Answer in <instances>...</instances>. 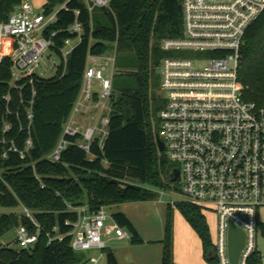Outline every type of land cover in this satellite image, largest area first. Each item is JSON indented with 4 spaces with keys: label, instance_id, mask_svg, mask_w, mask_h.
<instances>
[{
    "label": "trees",
    "instance_id": "obj_1",
    "mask_svg": "<svg viewBox=\"0 0 264 264\" xmlns=\"http://www.w3.org/2000/svg\"><path fill=\"white\" fill-rule=\"evenodd\" d=\"M21 1L0 0V21L6 20ZM182 1L110 0L109 6L95 7L92 13L84 0L42 1L48 11L66 2L68 9L58 12L52 26L61 38L70 35L66 29L75 20L82 24L83 33L68 57L65 71L51 78L33 83L25 78L17 84L22 86L20 89L11 83L10 60L5 58L0 66V210L25 205L34 211L41 225L38 241L30 251L0 243V264H81L83 257L72 249L69 238L48 241L47 233L54 225L65 232V221L76 218L69 205L86 204L95 210L99 206L152 200L158 195L157 189L170 188V172L179 166L157 147L158 113L163 106L158 94V66L166 54L160 48L161 40L182 34ZM113 51L117 70L112 80L109 132L103 146L96 138L91 145L92 158L71 145L62 153L60 162L41 160L56 144L71 114L81 91L88 55ZM130 54L135 60L134 70L121 64L123 57ZM119 78L132 83L118 86ZM239 79L246 87L245 99L264 107V11L244 36ZM152 93H157L156 98ZM29 137L32 146L22 158L19 151L25 150ZM12 144L19 151L10 149ZM176 207L199 236L205 261L219 264L201 207L187 202H178ZM112 216L131 234L132 243L144 242L126 213L119 211ZM172 218L173 206L169 203L161 264H179L174 260ZM20 225L32 233L37 230L18 212L3 211L0 242ZM257 228L264 235V223L258 220ZM104 252L107 264H120L114 250L108 247ZM260 261L257 250L248 264Z\"/></svg>",
    "mask_w": 264,
    "mask_h": 264
},
{
    "label": "built area",
    "instance_id": "obj_2",
    "mask_svg": "<svg viewBox=\"0 0 264 264\" xmlns=\"http://www.w3.org/2000/svg\"><path fill=\"white\" fill-rule=\"evenodd\" d=\"M84 1L90 13L110 3ZM182 8V34L161 40L160 48L172 54L164 56L158 66V94L163 102L158 113L159 138L168 160L180 170L177 182L182 198L170 200V204L187 202L215 211L218 232L213 244L219 264H231L229 224L240 227L245 232V244L237 264H248L257 251L258 212L264 207V107L245 99L246 87L239 79V70L244 36L264 11V0H183ZM62 9H68L66 2L48 11L43 4L22 0L6 20L0 21V66L5 58L10 60L12 84L18 86L25 78L33 83L45 79L44 72L52 71L56 76L65 71L70 53L82 38L83 26L75 20L66 29L70 35L61 38L52 26ZM111 63L115 66L114 51L88 55L71 114L56 144L41 160L60 162L71 145L92 158L91 145L96 138L103 146L109 132L113 80V75L106 77L105 72ZM95 81L100 91L94 90ZM93 111L98 117H89ZM31 146L29 137L25 150L19 151L14 144L10 149L24 158ZM18 208L0 210V214L18 211L32 222L36 232L20 225L14 241L17 249L30 251L38 241L41 225L32 209L22 204ZM69 208L76 218L65 221V232L54 225L47 233L49 242L69 238L77 252L105 250L110 240L131 239L107 206L95 210L86 204ZM0 243L11 247L2 240ZM258 264H264L262 258Z\"/></svg>",
    "mask_w": 264,
    "mask_h": 264
},
{
    "label": "rangeland",
    "instance_id": "obj_3",
    "mask_svg": "<svg viewBox=\"0 0 264 264\" xmlns=\"http://www.w3.org/2000/svg\"><path fill=\"white\" fill-rule=\"evenodd\" d=\"M43 0L36 1L37 5L42 4ZM167 55H171L172 52H166ZM111 54V53H108ZM107 54V55H108ZM131 55V54H130ZM184 56L191 55L184 53ZM193 55V54H192ZM163 56V57H164ZM133 56H124L121 62L122 66H127L131 70L135 69V60ZM117 70L116 62L115 66L111 63L105 72L106 77H110L111 74ZM54 72H44V78H51L54 76ZM113 78V77H112ZM118 86H124L131 84L132 81L126 78H119L116 80ZM94 90L100 91V86L97 81L94 82ZM98 117L96 111L91 112V117ZM164 152V151H162ZM171 162V161H170ZM174 164V162H171ZM180 183L170 182V188L163 190L157 189L158 195L152 200H143L135 202H127L121 204H112L107 206V211L111 214L115 212H124L133 222L139 235L144 240L143 243H132L131 239L124 240H110L108 241V247L117 251L120 264H161L162 256V243L161 240L165 234L166 212L167 205L170 200L179 201L182 195L179 192ZM171 193L172 195H170ZM19 210V208H16ZM18 212V211H17ZM206 218V222L209 227L211 240L215 242L218 232V219L215 211L206 209L203 210ZM259 221L264 223V207H261L258 212ZM173 221H172V233L174 248H176L178 256L186 253V242L191 237V232L198 236L196 231L186 220L181 211L173 206ZM191 229V230H190ZM16 237V228L9 231L2 237V242L10 244L11 247L17 248L14 243ZM257 250L264 262V235L258 232L257 234ZM77 253L83 257L81 264H107L104 250L91 249L88 251H77ZM91 258H94L91 261Z\"/></svg>",
    "mask_w": 264,
    "mask_h": 264
},
{
    "label": "water",
    "instance_id": "obj_4",
    "mask_svg": "<svg viewBox=\"0 0 264 264\" xmlns=\"http://www.w3.org/2000/svg\"><path fill=\"white\" fill-rule=\"evenodd\" d=\"M157 93H152V98H156ZM157 147L164 151V142L158 137ZM170 182L174 183L180 180V170L174 167L169 175ZM245 244V232L237 225L230 223L228 228V254L231 264H237L241 251Z\"/></svg>",
    "mask_w": 264,
    "mask_h": 264
},
{
    "label": "crops",
    "instance_id": "obj_5",
    "mask_svg": "<svg viewBox=\"0 0 264 264\" xmlns=\"http://www.w3.org/2000/svg\"><path fill=\"white\" fill-rule=\"evenodd\" d=\"M185 244H186V253L184 255L178 256L177 250L176 248H174V243H173L175 262L179 264H209L207 261H205L203 257L202 243L199 236H196L193 234V232H191V237ZM114 252L118 258L117 251L114 250Z\"/></svg>",
    "mask_w": 264,
    "mask_h": 264
}]
</instances>
